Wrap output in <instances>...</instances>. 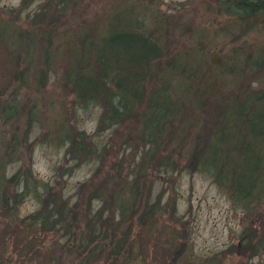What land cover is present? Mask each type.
I'll return each mask as SVG.
<instances>
[{
  "label": "rangeland",
  "instance_id": "rangeland-1",
  "mask_svg": "<svg viewBox=\"0 0 264 264\" xmlns=\"http://www.w3.org/2000/svg\"><path fill=\"white\" fill-rule=\"evenodd\" d=\"M120 2L148 8L167 19L172 55L189 50L206 62L215 56L222 63L236 55L230 80L240 73L264 78V16L239 21L217 9L215 0H0V31L6 34L11 29L16 35L0 34V105L21 108L7 122L0 115V176L4 178L0 264H79V258H66L59 232L28 227L30 214L39 208L38 195L76 203L79 232L87 231L83 217L91 226L93 215L102 213L97 228L107 234V248L123 238L119 256L107 262L104 255L90 264H264V249H255L259 241L264 242V171L263 194L254 210L245 212L210 175L196 170L199 163L188 167L187 154L196 142L188 141L186 156L171 155V162L175 159L178 164L166 173L153 162L142 161L140 141L133 135L138 134L137 117L116 128L102 127L103 109L97 104L80 107L65 86V68L80 51V43L100 33L109 15L121 9ZM28 37L34 40L29 55L23 51ZM246 57H257L260 68L255 70ZM21 70L27 77L25 86L14 78ZM247 81L243 78V83ZM260 84L264 89V82ZM250 87L223 84L220 92L227 96L228 91L257 90L255 85ZM211 115L204 113L205 122H195L189 135L210 130L205 123ZM65 132L87 151L72 156V141L66 140ZM8 148L11 156H5ZM173 148L170 142L164 152ZM142 164H147V176L140 174ZM25 177L29 178L26 188ZM137 182L135 205L122 218L113 212L109 199L101 200L104 188L112 195L122 183L131 190ZM41 184L49 190H36ZM17 193L23 195L16 197Z\"/></svg>",
  "mask_w": 264,
  "mask_h": 264
},
{
  "label": "trees",
  "instance_id": "trees-1",
  "mask_svg": "<svg viewBox=\"0 0 264 264\" xmlns=\"http://www.w3.org/2000/svg\"><path fill=\"white\" fill-rule=\"evenodd\" d=\"M215 1L217 9H222L225 15L239 21L264 16V0ZM120 7L110 12L105 20L106 26L100 29L96 37L80 43L82 50L75 53L76 57L65 68V86H68L67 89L80 107L97 104L103 109L99 120L102 127L116 128L137 117L138 134L132 132L140 141L138 147L143 150L142 161L147 164L153 162L151 165L159 166L166 173L176 170L178 164L175 159L171 162V155L177 154V159L186 156L188 141L196 142L187 154L188 167L193 168L199 163L196 170L210 175L217 186L228 193L234 204L245 212H252L253 205L263 194L264 89L260 88L263 86L260 81L264 82V78L259 80L262 77L258 76L253 79L252 75L240 73L230 80L235 69L236 55L231 60L226 59V63L215 56L207 57L206 62L196 52L189 50L172 55L168 49V23L165 17L153 14L148 8H134L132 3L120 2ZM7 30L6 34L3 31L0 34L5 38L16 36L11 29ZM33 43L32 37H28L23 46L25 54L33 52ZM246 59L255 70L260 68L261 63L257 57ZM48 60L49 54L45 50V66ZM24 72L21 70L14 73L15 80L21 86L27 84ZM243 78L248 80L247 83H243ZM223 84L243 88L255 85L257 90L239 93L228 91L226 96L223 91L220 92ZM138 106H141L140 110ZM218 107H221L219 111ZM18 108L15 105H0L3 121L7 122L16 116ZM212 112L211 121L205 123L210 130L189 135V130L196 128L193 124H200L201 120L205 122L208 116L204 117V113L209 115ZM79 137L82 138L81 135ZM65 138L68 142L72 141V156L87 151L83 150L80 142H73L68 132H65ZM170 142L174 150L164 152ZM10 151L11 148H8L5 156H11ZM159 153L161 157L157 159ZM147 164H142L144 172L139 168L143 176H147ZM3 179L0 176V186ZM24 180L26 188V180L29 178L25 177ZM121 185L114 189L112 195L104 188L101 200L109 199L113 204V212L122 218L130 205H135L136 195L133 191L138 192L135 186H139L138 182L132 183V189L129 190L128 183L124 187ZM38 188L44 192L49 190L43 184L38 185L36 190ZM20 195L23 194L17 193L16 197ZM36 199L39 208L30 214L28 227L36 226L43 233L59 232L63 239L61 248L66 250L67 259L75 261L79 258V264H90L105 256L107 260L103 261L107 262L111 257L115 259L119 256L123 238L117 240L112 248H107V234L103 232L105 235L102 237L101 229L97 228V223L103 219L102 213L93 215L91 222L94 225L91 226L86 223L87 217H83L87 231L79 232V219L76 215L79 208L76 203H69L68 200L65 202L61 196L54 195L48 198L38 195ZM255 249L263 250L264 242L259 241Z\"/></svg>",
  "mask_w": 264,
  "mask_h": 264
}]
</instances>
